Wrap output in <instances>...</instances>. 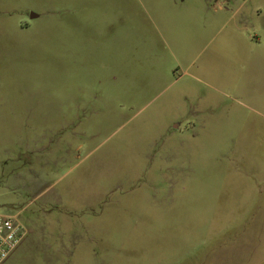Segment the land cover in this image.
<instances>
[{"label": "rangeland", "instance_id": "obj_1", "mask_svg": "<svg viewBox=\"0 0 264 264\" xmlns=\"http://www.w3.org/2000/svg\"><path fill=\"white\" fill-rule=\"evenodd\" d=\"M0 214V264H264V0H0Z\"/></svg>", "mask_w": 264, "mask_h": 264}, {"label": "built area", "instance_id": "obj_2", "mask_svg": "<svg viewBox=\"0 0 264 264\" xmlns=\"http://www.w3.org/2000/svg\"><path fill=\"white\" fill-rule=\"evenodd\" d=\"M26 233L17 216L0 214V263L7 261L15 253Z\"/></svg>", "mask_w": 264, "mask_h": 264}, {"label": "water", "instance_id": "obj_3", "mask_svg": "<svg viewBox=\"0 0 264 264\" xmlns=\"http://www.w3.org/2000/svg\"><path fill=\"white\" fill-rule=\"evenodd\" d=\"M33 17H36V15H33Z\"/></svg>", "mask_w": 264, "mask_h": 264}]
</instances>
